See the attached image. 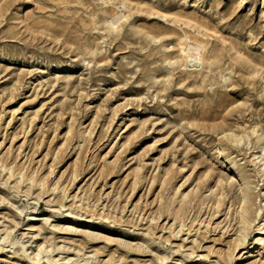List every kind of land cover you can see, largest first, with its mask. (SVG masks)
Returning <instances> with one entry per match:
<instances>
[{
	"label": "rangeland",
	"instance_id": "374dc122",
	"mask_svg": "<svg viewBox=\"0 0 264 264\" xmlns=\"http://www.w3.org/2000/svg\"><path fill=\"white\" fill-rule=\"evenodd\" d=\"M0 264H264V0H0Z\"/></svg>",
	"mask_w": 264,
	"mask_h": 264
},
{
	"label": "bare ground",
	"instance_id": "6f19581e",
	"mask_svg": "<svg viewBox=\"0 0 264 264\" xmlns=\"http://www.w3.org/2000/svg\"><path fill=\"white\" fill-rule=\"evenodd\" d=\"M201 51L202 47L201 46H193L188 49L187 56L189 57V61H198L201 58ZM243 223H246V221H243ZM242 239H246V232L245 228H242Z\"/></svg>",
	"mask_w": 264,
	"mask_h": 264
}]
</instances>
